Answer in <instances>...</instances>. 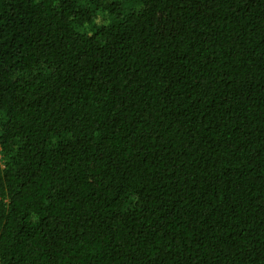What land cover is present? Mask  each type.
I'll use <instances>...</instances> for the list:
<instances>
[{"label":"trees","instance_id":"16d2710c","mask_svg":"<svg viewBox=\"0 0 264 264\" xmlns=\"http://www.w3.org/2000/svg\"><path fill=\"white\" fill-rule=\"evenodd\" d=\"M0 264H264V0H0Z\"/></svg>","mask_w":264,"mask_h":264}]
</instances>
